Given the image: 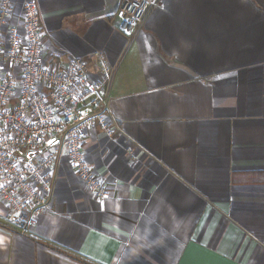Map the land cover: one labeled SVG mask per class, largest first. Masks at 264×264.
Listing matches in <instances>:
<instances>
[{
    "label": "crops",
    "instance_id": "1",
    "mask_svg": "<svg viewBox=\"0 0 264 264\" xmlns=\"http://www.w3.org/2000/svg\"><path fill=\"white\" fill-rule=\"evenodd\" d=\"M36 1L44 66H116L84 148L110 196L62 153L28 233L0 204V264H264V0H158L132 40L123 0Z\"/></svg>",
    "mask_w": 264,
    "mask_h": 264
},
{
    "label": "built area",
    "instance_id": "2",
    "mask_svg": "<svg viewBox=\"0 0 264 264\" xmlns=\"http://www.w3.org/2000/svg\"><path fill=\"white\" fill-rule=\"evenodd\" d=\"M157 2L123 0L119 30L132 40ZM16 15V0H0V204L10 225L26 234L51 209L60 148L95 198L110 196L84 148L91 130L108 139L116 134L109 108L116 66L102 57L95 70L82 58L61 69L44 66L37 1H24L19 25Z\"/></svg>",
    "mask_w": 264,
    "mask_h": 264
},
{
    "label": "rangeland",
    "instance_id": "3",
    "mask_svg": "<svg viewBox=\"0 0 264 264\" xmlns=\"http://www.w3.org/2000/svg\"><path fill=\"white\" fill-rule=\"evenodd\" d=\"M59 150H60V152H62V153H63V149H61V148H60Z\"/></svg>",
    "mask_w": 264,
    "mask_h": 264
},
{
    "label": "water",
    "instance_id": "4",
    "mask_svg": "<svg viewBox=\"0 0 264 264\" xmlns=\"http://www.w3.org/2000/svg\"><path fill=\"white\" fill-rule=\"evenodd\" d=\"M55 144H58V142H57V143H55Z\"/></svg>",
    "mask_w": 264,
    "mask_h": 264
}]
</instances>
